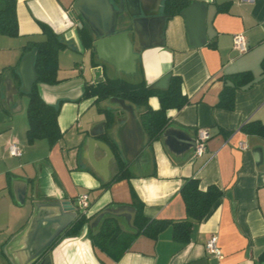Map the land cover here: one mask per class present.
Returning <instances> with one entry per match:
<instances>
[{
  "label": "crops",
  "instance_id": "0c3cea01",
  "mask_svg": "<svg viewBox=\"0 0 264 264\" xmlns=\"http://www.w3.org/2000/svg\"><path fill=\"white\" fill-rule=\"evenodd\" d=\"M75 1L16 0L19 36L0 35V264H32L58 227L45 223L44 204L75 206L78 196L87 194L85 215L91 220L103 210H136L137 200L144 217L178 221L186 217L179 190L189 178L197 179L202 191L218 187L223 197L210 216L194 224L187 244L175 243L167 229L156 240L135 238L114 261L90 238L111 217L105 215L77 237L64 236L69 225L50 247L51 264H264V140L240 130L248 121L264 123V0H188L206 5L207 43L197 49L189 45L183 18L163 14V0H125L115 35L98 39L86 25L94 39L92 51L82 45L71 15ZM219 6H227L226 11H218ZM42 24L68 46L58 54V83L37 85L42 100L59 109L63 136L51 148L45 140L27 144L28 98L19 72L30 53L24 47L44 40ZM237 34L246 40L242 55L232 48ZM241 72H251L254 85L235 93L233 111L218 108L224 79ZM166 74L181 78L189 103L167 112L169 122L151 144L140 121L144 108L124 101L135 120L129 122L128 112L112 98L95 103L84 96L88 85L107 79L151 87ZM149 107L157 109L158 99L151 98ZM99 110L112 114L106 133L129 173L107 189L103 186L117 167L100 133L105 115ZM200 129L210 138L203 155L195 158ZM12 141L22 151L18 158L7 152ZM112 218L126 236L133 234L126 216ZM211 236L217 237L219 257L206 251Z\"/></svg>",
  "mask_w": 264,
  "mask_h": 264
},
{
  "label": "trees",
  "instance_id": "16d2710c",
  "mask_svg": "<svg viewBox=\"0 0 264 264\" xmlns=\"http://www.w3.org/2000/svg\"><path fill=\"white\" fill-rule=\"evenodd\" d=\"M190 5L188 0H163V14L170 19ZM227 6H219L218 11H226ZM79 37L85 49H93V37L86 27L78 28ZM44 40L29 42L24 47V52L35 50L34 72L37 78L31 90L26 92L28 104L26 115L28 129L26 131L27 144L32 145L38 140H45L49 147L58 143L63 133L58 125L59 109L45 103L39 95L37 85H55L58 83V54L68 46L63 43L57 34L48 26L41 25ZM0 35L9 38L19 36L16 17V0H0ZM261 76L264 77V58L260 62ZM223 89L219 94L217 107L226 111H233L235 93L250 89L255 79L251 72L232 74L224 79ZM182 80L179 76L171 75L166 90H156L148 87L145 82L130 83L120 79H107L97 84L88 85L84 96L94 98L95 103L111 98L123 100L131 105L144 108L140 114L142 128L151 144L157 140L169 122L167 112L180 110L189 103V99L182 93ZM157 98L159 107H149V100ZM105 115L104 133L102 138L110 147L117 167V173L112 180L103 186L109 188L113 183L129 178L127 165L123 161L120 151L110 141L106 131L113 123V117L108 110H99ZM240 130L248 135L264 140V123L248 121ZM183 200L186 217L183 220L168 221L148 219L142 214V205L137 200L133 201L136 215L134 219L133 234L126 236L117 222L112 217L104 218L97 233L91 234L93 246L114 261H118L129 249L131 243L139 236L156 240L165 230H171V237L175 243L185 245L189 242L195 223H201L211 215L223 197V192L216 186H209L205 191L200 190L199 181L195 178L185 180L179 190ZM89 218L80 214L72 227L65 232L66 237H77L88 224ZM50 250V249H49ZM264 261V252L260 257Z\"/></svg>",
  "mask_w": 264,
  "mask_h": 264
},
{
  "label": "water",
  "instance_id": "95a60500",
  "mask_svg": "<svg viewBox=\"0 0 264 264\" xmlns=\"http://www.w3.org/2000/svg\"><path fill=\"white\" fill-rule=\"evenodd\" d=\"M116 1L117 2L112 0H76L72 5L71 15L74 16L76 21H78V28H80L83 23L89 27L90 31L96 38L105 39L116 34L119 20L123 17L125 12V0ZM179 15L184 20L190 47L197 49L205 46L207 43L205 22L206 5L203 2H192L189 6L183 9L179 13ZM34 57L35 50L26 55L22 59L19 66V72L23 81V90L26 92L30 91L32 86L37 81L34 72ZM170 77L171 74L164 75L150 88L161 91L166 90ZM111 101L119 104L123 110L128 112L129 122L135 121L131 108L125 106L123 100L112 98ZM103 132L104 130L102 126L100 127V133ZM96 135V132L91 133L92 137H95ZM108 152L114 159V156L110 149L108 150ZM43 207H45L49 213L47 220H45V223L56 224L58 227L51 235L48 236L39 250L35 253L30 261L32 264H51L50 256L48 255L50 247L59 237H61L68 226L73 224L79 216L76 207L70 202H54L46 205L44 204ZM105 215L111 217L126 216L129 227L131 229H134L133 224L136 215L135 210H103L99 214L94 216L91 220H89L88 224L83 228V230H86L87 227L91 228L94 223L100 221Z\"/></svg>",
  "mask_w": 264,
  "mask_h": 264
},
{
  "label": "built area",
  "instance_id": "2783aa9c",
  "mask_svg": "<svg viewBox=\"0 0 264 264\" xmlns=\"http://www.w3.org/2000/svg\"><path fill=\"white\" fill-rule=\"evenodd\" d=\"M239 3H253L254 0H238ZM232 48L235 52L239 55L245 54L247 51L246 47V40L242 34L234 35L232 38ZM210 138L209 134L206 130L200 129L197 131L196 135V142H195V150H194V157L199 158L203 155L206 149V143ZM7 152L11 157H20L22 155V151L18 144L14 141L8 143L7 145ZM89 196L87 194H82L78 196L75 207L78 214L85 215L86 211L89 208ZM206 251L209 254H212L216 257L220 256L219 249L217 248V237L211 236V238L207 241L205 245Z\"/></svg>",
  "mask_w": 264,
  "mask_h": 264
}]
</instances>
